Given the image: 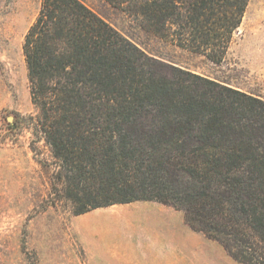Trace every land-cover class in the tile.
Masks as SVG:
<instances>
[{
  "label": "trees",
  "instance_id": "16d2710c",
  "mask_svg": "<svg viewBox=\"0 0 264 264\" xmlns=\"http://www.w3.org/2000/svg\"><path fill=\"white\" fill-rule=\"evenodd\" d=\"M109 1L215 61L249 3ZM23 54L58 159L53 193L75 214L157 201L243 264H264L263 96L161 62L81 0H41Z\"/></svg>",
  "mask_w": 264,
  "mask_h": 264
},
{
  "label": "rangeland",
  "instance_id": "374dc122",
  "mask_svg": "<svg viewBox=\"0 0 264 264\" xmlns=\"http://www.w3.org/2000/svg\"><path fill=\"white\" fill-rule=\"evenodd\" d=\"M161 62L264 97V0H249L221 61L180 46L109 0H81ZM41 0H0V264H113L117 255L155 251L148 204L119 203L75 214L53 192L58 159L40 130L31 101L25 34ZM33 117V118H31ZM194 231V230H193ZM181 237L189 264H243L217 239ZM166 243L176 249L179 235Z\"/></svg>",
  "mask_w": 264,
  "mask_h": 264
},
{
  "label": "crops",
  "instance_id": "0c3cea01",
  "mask_svg": "<svg viewBox=\"0 0 264 264\" xmlns=\"http://www.w3.org/2000/svg\"><path fill=\"white\" fill-rule=\"evenodd\" d=\"M148 204V214L154 221V231L156 240L155 251H143L128 255H117L120 260L113 264H189L186 253L182 252L181 237L189 234V225L185 220L182 211L157 201H141ZM193 231V230H192ZM193 238H197V233L193 231ZM179 235L180 241L176 240L175 247L177 250H171V243L165 242L168 234ZM112 264V263H111Z\"/></svg>",
  "mask_w": 264,
  "mask_h": 264
}]
</instances>
